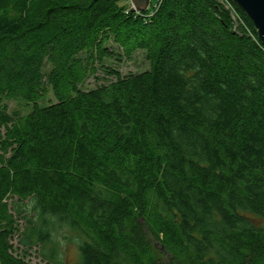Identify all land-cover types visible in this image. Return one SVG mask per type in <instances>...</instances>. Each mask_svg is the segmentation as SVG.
Masks as SVG:
<instances>
[{"label":"trees","instance_id":"trees-1","mask_svg":"<svg viewBox=\"0 0 264 264\" xmlns=\"http://www.w3.org/2000/svg\"><path fill=\"white\" fill-rule=\"evenodd\" d=\"M122 1L0 0V264H30L13 253L14 196L20 215L34 200L20 242L49 264H264L252 19L232 0ZM111 42L150 68L106 66ZM98 63L116 79L83 89ZM50 90L57 102L42 104Z\"/></svg>","mask_w":264,"mask_h":264},{"label":"rangeland","instance_id":"rangeland-1","mask_svg":"<svg viewBox=\"0 0 264 264\" xmlns=\"http://www.w3.org/2000/svg\"><path fill=\"white\" fill-rule=\"evenodd\" d=\"M125 2H127V0L122 1V3ZM107 46L109 49L115 50L116 53L118 54L114 55L115 57L113 56L111 58H106L104 63L106 64V66H110L119 70L123 75L126 76L131 73H139L148 70L150 68V62L146 58V53L144 51H138L136 55L133 57V59H127L125 57L119 56L120 55L119 53H121V48L117 44L111 42ZM119 57L122 58L118 60ZM97 67H98L97 72L90 75L87 78L86 82L82 84L83 89L89 90L91 88H96L102 84L108 83L109 82L108 80L116 79V76L114 74L113 75L108 74L105 71V69L101 66V64L98 63ZM49 69H51V66L47 65L45 67V70L48 71ZM40 101L42 104L47 105L50 104L51 102H57V99L54 96L53 92L50 90L48 93L45 94L43 99H41ZM7 103L12 112L14 110H17L22 114H27L31 110V106H29V104H27L23 100L12 99V100H7ZM2 130L4 133V129ZM0 154H1V150H0ZM17 199L18 198L16 196L9 199L11 212L15 214V216L17 217L20 227V231H18L12 238V243L14 244L13 253L16 256H20V257L24 256L26 258V261L29 262L30 264H49L39 255V249H40L39 246H35L30 249L28 246H25L20 242V239L22 237L21 233L23 232V230L27 225V220L23 218V216L33 215L34 212L32 207L34 205V200L32 199V197H30L26 200L18 201V204L22 205L25 211L24 213L22 212L20 215L17 213V210L15 209L16 208L15 202L17 201ZM60 241L62 244V248L65 249L66 251L65 257L67 259H70L71 263L78 261L80 256L78 241L74 239L73 242H69V240L68 239L65 240L63 236H60ZM164 259H166V257H164Z\"/></svg>","mask_w":264,"mask_h":264},{"label":"water","instance_id":"water-1","mask_svg":"<svg viewBox=\"0 0 264 264\" xmlns=\"http://www.w3.org/2000/svg\"><path fill=\"white\" fill-rule=\"evenodd\" d=\"M238 3L252 19L258 32V38L264 44V0H232ZM132 10H146L151 0H131Z\"/></svg>","mask_w":264,"mask_h":264},{"label":"built area","instance_id":"built-area-1","mask_svg":"<svg viewBox=\"0 0 264 264\" xmlns=\"http://www.w3.org/2000/svg\"><path fill=\"white\" fill-rule=\"evenodd\" d=\"M130 2H131V0H130ZM151 6V5H150ZM150 8V7H149ZM131 9H133V5H132V3H131ZM129 10H127V12H128ZM135 11H137V12H141L142 10H137V9H135ZM234 17L236 18V15L234 14Z\"/></svg>","mask_w":264,"mask_h":264},{"label":"bare ground","instance_id":"bare-ground-1","mask_svg":"<svg viewBox=\"0 0 264 264\" xmlns=\"http://www.w3.org/2000/svg\"><path fill=\"white\" fill-rule=\"evenodd\" d=\"M231 1V0H230Z\"/></svg>","mask_w":264,"mask_h":264}]
</instances>
